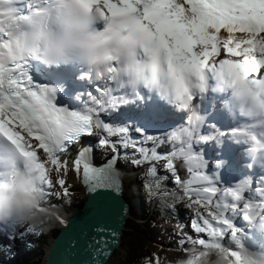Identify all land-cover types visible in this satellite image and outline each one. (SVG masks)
<instances>
[{"label": "rangeland", "instance_id": "rangeland-1", "mask_svg": "<svg viewBox=\"0 0 264 264\" xmlns=\"http://www.w3.org/2000/svg\"><path fill=\"white\" fill-rule=\"evenodd\" d=\"M170 7L172 8L173 14L177 16L175 19L177 27L181 28V26H184V36L187 37L192 44L199 47L200 59H203L206 55H211L216 63L234 59L243 65H250L253 63L254 59H256L257 62L264 64V33L261 36L262 40L259 44L257 42H252L250 33L248 32H242L241 36L238 35V33L229 36L210 34L204 37V41H201L198 35L201 27L193 23L192 13L184 6L178 8L171 4ZM182 51L184 54L188 55L183 48ZM262 74H264V69L261 72V75ZM85 108L93 111L97 108V105L88 104ZM119 122L120 123H116L115 125L113 124L114 126H112V124L110 125L112 142L106 141L109 145L106 144L104 146L101 137H99L94 160H96L95 164L104 163L110 156V147L117 150L119 156L117 166L121 175L126 177L123 180V195L131 205V211L127 219V225L129 226L126 228V231H128L129 234L141 236L140 233L135 232L133 225H137L140 228L141 232L146 236V242L143 244V248L145 252L155 254L156 264H164L165 262L175 264L179 261H183V264H196L198 262H201L199 264H220L217 254L213 253L212 250L209 249V246L218 245V241H221L223 238L227 239V243L231 242L233 244L236 238L234 232L228 233L232 225L229 219L234 215V217L239 220L238 214L234 212L236 207L230 197V188L228 185L223 182L219 188V192L221 191V193L217 196L195 194L193 193V189H195L194 184H197V186L206 184L203 183L205 181L202 178H210L207 172L197 176L189 182V187L185 191L190 194L191 199L198 198L200 201L207 203L209 207L215 209L216 212H218V217L215 220L208 221L203 217L201 212H198L195 215L184 214L174 220V218L169 217L164 211L160 210L161 203L158 201L159 197L156 198L151 193L148 186L145 184L140 185V183L136 181L139 171H134L132 169V166L137 165L138 160L143 156L140 154V146L144 145L147 148L151 147L150 140L145 138V136L138 135L140 127H138V125H131L129 119L122 117L119 119ZM160 127L161 126H159V128ZM156 129H158V127ZM169 131L175 135L177 128L172 127V130ZM105 132L108 133L109 129H106ZM189 132L190 134L188 137L187 134L181 136L180 143L184 141L191 142L194 139L193 127H190ZM128 136L132 138L131 141H128ZM208 144L209 143H203L201 148L203 149ZM175 145H177V142ZM27 146L29 147L31 145L27 143ZM29 149L36 151L35 155L32 154L35 159L44 158L43 160H39V167L44 168V170L36 169L38 165L34 162L32 163L34 173L31 174L25 182L19 184V195H12V199L9 202L5 205H0V225H3L2 221L6 220L8 213H13L18 209H22L26 204L27 206L31 204L42 207L48 195L51 193H59L64 196V199L61 201L62 205H51L52 210L42 212L48 214L52 219L55 215L61 217L63 213L64 215H69L71 210L75 207H79L81 202L85 199L83 189L79 184L78 176L73 170L64 169L63 166H55L57 162L39 155L38 149L34 146H31ZM188 151L190 150H184L175 154L187 156ZM171 154H174V152L170 151L168 156ZM158 155V153H153L151 162L148 165V172L152 176H154L155 173L167 172V165L169 162L168 156L157 158ZM188 162L190 166L200 164L197 158L193 160L189 159ZM201 164L212 168V165H206L205 163ZM130 175L134 176L127 178V176ZM139 196L143 202V209L141 206L137 207V205H135L137 203L139 204ZM167 207L170 210L168 213H171L172 207L169 205ZM146 212H150V215L143 218ZM168 219L172 221H181L185 224L187 231L193 235L187 242L191 247L181 244L182 240L178 232H186L181 228V230L179 229L178 231L172 228L166 221ZM159 220H161V222H158ZM218 224L219 230L215 227ZM246 226L247 225H245V227ZM55 227L58 229L60 228L56 225V222ZM220 234H223V238L218 239L221 236ZM125 240L124 238L123 241ZM196 240L199 242H197L196 246H193ZM45 242L46 245H44V249L47 251L52 242L50 235H47ZM126 256L127 247L121 246V248L116 250L108 264H119Z\"/></svg>", "mask_w": 264, "mask_h": 264}, {"label": "trees", "instance_id": "trees-1", "mask_svg": "<svg viewBox=\"0 0 264 264\" xmlns=\"http://www.w3.org/2000/svg\"><path fill=\"white\" fill-rule=\"evenodd\" d=\"M176 141L177 137L173 134H160L151 143V147L147 148L141 145L140 154L143 156L138 160L137 165L132 166L134 171H139L136 181L140 185L148 186L153 195L169 196L158 201L161 203L160 210L174 220L184 214L195 215L198 212H201L207 220H213L214 217L218 216L215 210L206 206L198 198L191 199L190 194L185 192L189 182L195 179L197 172L196 168L190 166L186 156L176 154L170 156L166 173H155L152 176L148 172V165L153 153L162 154L170 151ZM199 169L204 170L202 165ZM63 199V195L51 193L48 195L46 205H62ZM83 202L84 200L79 207L82 206ZM168 205L172 207L171 213H168L170 211ZM149 215L150 212H146L143 218ZM3 223L0 226V264L45 263V239L47 235L54 239L59 232V229L55 227L54 219L25 206L22 210L9 214ZM128 226L126 224V228ZM133 229L141 236L129 234L128 231L124 232L121 246L127 247V256L119 264H156L155 254L145 252L143 248L146 236L137 225H133ZM124 238L125 241H123ZM164 264L170 263L165 262Z\"/></svg>", "mask_w": 264, "mask_h": 264}, {"label": "bare ground", "instance_id": "bare-ground-1", "mask_svg": "<svg viewBox=\"0 0 264 264\" xmlns=\"http://www.w3.org/2000/svg\"><path fill=\"white\" fill-rule=\"evenodd\" d=\"M156 1L160 6L164 8L168 16V20L164 25L159 27H154V31L157 33H160L161 31H166L170 33H176V32L182 33V30H184L185 28L184 26L183 27L181 26V28L180 27L177 28V26L173 24L172 18L176 19L177 17L175 14H173L172 8L170 7V5L173 4L178 8L184 6L192 13L193 23L201 27V30H199L198 32L201 41H204L205 39L204 37L205 36L207 37L210 34H215L218 36H229V35H236L238 33V35L241 36L242 32L250 33V38L252 42H257L259 44V42H261L262 40L261 36L264 33V0H156ZM183 37L185 38L184 35ZM183 47L185 51L188 53L191 51H195L197 48L199 49V47L197 46L195 47L194 45H192V43H188L187 41H184ZM151 48H153V44L151 45ZM187 57L189 56H183L180 53H175L173 55L174 66L171 67V70L184 72L190 69V72L193 74V76L197 78L207 74V71L205 69L206 62L208 61L207 58L203 60H199L198 58H196L195 55H192L189 58V61L186 62ZM205 57H211V55H206ZM254 62H256V59H254ZM230 63L232 62L231 61L226 63L221 62L219 66L214 69V72H216L219 69H224L226 71ZM195 64L199 65L198 70L194 69ZM252 66H255L257 68V72L259 74H261L262 70L264 69L263 63L258 62L256 64H253ZM199 82H201V80ZM201 109L205 110V112L201 114V118H202L201 122L203 123L204 125L203 127L205 128L206 124L208 126L207 123L208 120L210 121V123L213 122L212 119L214 113L207 112L209 108H201ZM145 111L148 110H145L144 106H137L134 111H128L123 116L127 117V114L132 115L134 118H141L142 116H144V123L154 128L164 125L165 122H169L168 120L163 119L161 117L157 119L150 115L144 114ZM148 112H153V111H148ZM101 117H103V121L106 122L105 125L100 123L99 119ZM94 123L96 126L97 137H101L103 138L104 141L110 142L112 140L111 135L109 132L108 133L105 132L106 129H110V122L108 117L104 116L102 113H99L94 119ZM223 129L224 128H221L219 130H216L214 128L211 129L205 128L208 135L213 140L209 142V144L207 145L208 147L206 146V148L209 149V151L213 146L215 148L213 154H210L209 156L210 161L212 160L217 161L218 159H222L224 161V165L228 166L231 164V160H229L230 155L226 153L222 142L223 139L220 137V134ZM30 147L31 146H29L28 149ZM34 152H35L34 150L30 151L31 154H33ZM31 160H34L35 164L38 165V170H44V168L39 167L40 159L35 160L32 157ZM93 162L96 163V160H94ZM33 172L34 170L30 163V166L26 167L24 171L22 168L21 169L19 168L18 176L20 177L22 182H25ZM133 176L134 175H130L127 176V178ZM124 178L126 177L121 175L122 181L124 180ZM238 178L241 179L242 176L238 175ZM9 183L10 185L15 186V183L13 182L12 179L9 181ZM217 195H219V193L216 194L215 196ZM135 205H137V207H140V203L139 204L137 203ZM236 213L240 216L241 214H243V209L238 208ZM68 217L69 215H65L64 222ZM234 218H235L234 215L230 217L231 220ZM247 220L249 219L246 218L242 221L241 220L234 221L233 222L234 226L230 227L228 231L231 232L235 228L241 229L240 228L241 223ZM60 225L62 226L63 224ZM215 227H217L219 230V224ZM220 235L221 236L218 239L223 238V234ZM238 241H242L241 235L238 236ZM257 242L259 245H264V238H258ZM184 246L189 247L190 245H184ZM209 247H210L209 249H211L213 253L217 254L220 260V264H239L237 261V257L238 254L240 253V250H236L237 249L236 246H234L231 242L227 243L226 238H223L221 239V241H218V245H212V246L210 245ZM262 248L264 249V246H262ZM244 251L248 252L247 245L244 246ZM260 255H264V252L261 251Z\"/></svg>", "mask_w": 264, "mask_h": 264}, {"label": "water", "instance_id": "water-1", "mask_svg": "<svg viewBox=\"0 0 264 264\" xmlns=\"http://www.w3.org/2000/svg\"><path fill=\"white\" fill-rule=\"evenodd\" d=\"M85 199L71 210L47 251L44 264H108L126 231L131 210L116 164L86 163L79 171Z\"/></svg>", "mask_w": 264, "mask_h": 264}]
</instances>
